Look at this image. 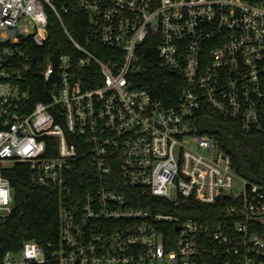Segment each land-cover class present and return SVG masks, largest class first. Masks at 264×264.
Segmentation results:
<instances>
[{"label": "built area", "instance_id": "2783aa9c", "mask_svg": "<svg viewBox=\"0 0 264 264\" xmlns=\"http://www.w3.org/2000/svg\"><path fill=\"white\" fill-rule=\"evenodd\" d=\"M49 13L73 52L31 62ZM76 14L77 35L64 20ZM153 61L174 77L169 104L142 86ZM34 65L48 102L23 88ZM204 109L264 134V0H0V222L16 162L61 195L59 245L27 241L0 264H264L251 230L264 184L201 132ZM192 202L225 218L187 216Z\"/></svg>", "mask_w": 264, "mask_h": 264}, {"label": "trees", "instance_id": "16d2710c", "mask_svg": "<svg viewBox=\"0 0 264 264\" xmlns=\"http://www.w3.org/2000/svg\"><path fill=\"white\" fill-rule=\"evenodd\" d=\"M64 20L76 35L85 25V16L81 14L67 15ZM80 25L82 27L78 28ZM26 50L31 62L39 60L43 64L47 58L57 62L61 55L72 53L73 47L57 17L49 13V37L45 46L38 48L30 42ZM156 65V61H153V66L146 72L147 81L142 86L154 89L169 104V97L173 90H177V86L173 75L158 69ZM34 69L23 88L30 92L33 103L48 102L44 91L45 82L41 76L43 68L34 65ZM200 128L202 133L213 136L225 152L232 155L239 174L254 183L264 184V134H246L238 123L225 120L209 109H204ZM55 144V138H50L49 148L52 149ZM49 154L55 156L56 148ZM5 175L12 183L14 210L8 219L0 222V257L6 252L21 250L27 241H36L45 248L50 245L58 246L61 201L58 188L35 183L29 165L19 162L8 168ZM183 212L201 221H221L226 215L220 204L212 206L193 202ZM251 228L252 232L264 233L262 222H254Z\"/></svg>", "mask_w": 264, "mask_h": 264}, {"label": "rangeland", "instance_id": "374dc122", "mask_svg": "<svg viewBox=\"0 0 264 264\" xmlns=\"http://www.w3.org/2000/svg\"><path fill=\"white\" fill-rule=\"evenodd\" d=\"M236 189H239L241 190L242 189V186H241V183L239 181L236 182Z\"/></svg>", "mask_w": 264, "mask_h": 264}]
</instances>
